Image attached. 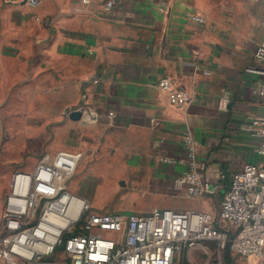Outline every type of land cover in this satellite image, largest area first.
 <instances>
[{
    "label": "crops",
    "instance_id": "0c3cea01",
    "mask_svg": "<svg viewBox=\"0 0 264 264\" xmlns=\"http://www.w3.org/2000/svg\"><path fill=\"white\" fill-rule=\"evenodd\" d=\"M104 1L0 0V99L13 85L28 94L30 111L39 105L24 125L67 118L81 126L82 198L91 202L92 176L113 171L129 190L124 214L195 211L216 220L233 174L263 161L248 129L264 108L254 94L261 76L249 72L259 68L264 0H115L108 12ZM165 77L192 95L189 105L169 104ZM187 132L213 191L199 199L187 195L185 166L161 161L184 159Z\"/></svg>",
    "mask_w": 264,
    "mask_h": 264
},
{
    "label": "built area",
    "instance_id": "2783aa9c",
    "mask_svg": "<svg viewBox=\"0 0 264 264\" xmlns=\"http://www.w3.org/2000/svg\"><path fill=\"white\" fill-rule=\"evenodd\" d=\"M41 0H27L37 7ZM98 0H80L89 6ZM257 2L260 0H244ZM115 0H105L111 11ZM196 22L204 23L201 16ZM264 28V17L262 21ZM259 68L249 72L261 76L254 94L264 100V42L254 52ZM159 88L169 104L183 108L192 95L162 78ZM114 113H109L113 119ZM257 140L260 165L248 164L233 174L219 213L230 230L214 228L209 214L154 209L148 214L91 211V202L69 189L81 164L82 153L61 150L44 153L32 171H16L0 210V264H176L183 252L217 245L218 257L207 264H224L227 248L240 260L260 258L264 252V108L248 129ZM182 160L163 158L166 164L184 165L187 195L193 199L213 194L205 180L206 164L198 160L199 144L187 132ZM204 249V247H203Z\"/></svg>",
    "mask_w": 264,
    "mask_h": 264
},
{
    "label": "rangeland",
    "instance_id": "374dc122",
    "mask_svg": "<svg viewBox=\"0 0 264 264\" xmlns=\"http://www.w3.org/2000/svg\"><path fill=\"white\" fill-rule=\"evenodd\" d=\"M17 91L18 89L12 85L0 99V210L10 179L16 171H32L44 152L50 154H55L59 150L81 152V126L77 124L66 126L67 118L54 126L47 125L45 119L27 121L29 124L24 125L21 119L29 120L31 115L38 111L36 107L39 105L33 104L34 109L30 111V106L25 101L28 94L22 95L23 92ZM42 114L45 116L46 112L43 111ZM82 175L80 165L69 182V189L79 196ZM106 175V178L101 176L102 178L97 181L94 180L97 179L95 176L91 177L93 180H90L89 187L92 191V212H120L123 206L127 205L126 196L129 190L116 185V180L124 178V175L120 176L118 172L113 171ZM215 219L214 228L229 230L227 225L218 223L219 216ZM203 247L181 253L176 264H207L218 257L216 244L206 242ZM224 255L225 251L222 258ZM230 259V264H264V252L260 258L240 260L230 254ZM223 262L228 264L225 258Z\"/></svg>",
    "mask_w": 264,
    "mask_h": 264
},
{
    "label": "water",
    "instance_id": "95a60500",
    "mask_svg": "<svg viewBox=\"0 0 264 264\" xmlns=\"http://www.w3.org/2000/svg\"><path fill=\"white\" fill-rule=\"evenodd\" d=\"M69 117L75 122L80 121L82 117V112L79 110L71 111L69 113ZM121 184L124 185V182H121Z\"/></svg>",
    "mask_w": 264,
    "mask_h": 264
},
{
    "label": "trees",
    "instance_id": "16d2710c",
    "mask_svg": "<svg viewBox=\"0 0 264 264\" xmlns=\"http://www.w3.org/2000/svg\"><path fill=\"white\" fill-rule=\"evenodd\" d=\"M230 254H231L230 253V250H229V248H227L226 251H225V255H224L223 258H225L227 260L228 264L231 263Z\"/></svg>",
    "mask_w": 264,
    "mask_h": 264
}]
</instances>
